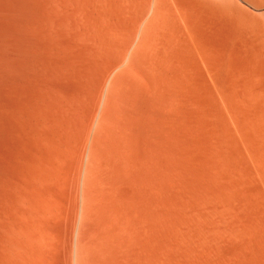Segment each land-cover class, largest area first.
<instances>
[{
  "label": "rangeland",
  "instance_id": "1",
  "mask_svg": "<svg viewBox=\"0 0 264 264\" xmlns=\"http://www.w3.org/2000/svg\"><path fill=\"white\" fill-rule=\"evenodd\" d=\"M184 1L0 0V264H264V15Z\"/></svg>",
  "mask_w": 264,
  "mask_h": 264
},
{
  "label": "bare ground",
  "instance_id": "2",
  "mask_svg": "<svg viewBox=\"0 0 264 264\" xmlns=\"http://www.w3.org/2000/svg\"><path fill=\"white\" fill-rule=\"evenodd\" d=\"M220 1H222V0H220ZM233 1H235V2H237V3H239V4H243V5H247V6H250V7H252V8H254L255 10H256V12L258 13V14H260V15H264V0H233ZM233 1L231 0H226V2H224V4H225V12L227 13V14H229V16H231V17H234L235 18V20L237 21V23L239 22V24H241V26H240V29L242 28V26H247V29H248V27H250V26H256V25H259V23H258V17L256 16V15H253L251 12H250V10H249V12L248 11H246V10H244V8L241 6V8L239 7L238 8V6H237V8H235V9H233L232 8V6H234V5H236V3L235 4H233ZM179 3L181 2V1H178ZM183 2H185L184 0H183ZM186 2H188V1H186ZM196 3H197V1H195ZM194 2V3H195ZM201 2L203 3L204 1H200V4H201ZM212 2H214V0L212 1ZM223 2V1H222ZM178 3V4H179ZM209 3H210V1H209ZM166 4H167V2H166ZM177 4V5H178ZM215 4V6H217L216 5V3H214ZM213 4V5H214ZM164 6H165V4H163ZM183 5H184V3H183ZM189 5V4H188ZM199 7L198 8H200V6L201 5H199V2H198V4H197ZM196 5V6H197ZM222 5V4H221ZM238 5V4H237ZM190 6V5H189ZM203 6V5H202ZM223 6V5H222ZM166 7V6H165ZM168 7V6H167ZM182 7V6H181ZM219 7V6H218ZM236 7V6H235ZM179 8V6H176V8H175V10L176 9H178ZM187 8H188V6H187ZM186 8V9H187ZM204 8H205V6H204ZM164 9V8H163ZM180 10H181V8H179ZM178 9V10H179ZM185 9V10H186ZM245 9H247V8H245ZM185 10H184V12H185ZM216 10V9H215ZM248 10V9H247ZM161 11V10H160ZM166 11H168V10H166ZM217 11V10H216ZM172 12H173V9H172ZM198 12V11H197ZM206 12H208V11H206ZM219 12V11H218ZM246 12H248V13H246ZM161 13H162V11H161ZM163 13H164V11H163ZM165 13H167V12H165ZM164 13V14H165ZM174 13V12H173ZM187 13V12H186ZM209 13V12H208ZM168 14V13H167ZM210 14V13H209ZM223 14V13H222ZM255 14V13H254ZM183 15V14H182ZM192 15H194V14H192ZM208 15V14H207ZM211 15V14H210ZM215 15V14H214ZM177 16H179V15H177ZM184 16V15H183ZM187 16V15H186ZM185 16V17H186ZM223 16V15H222ZM161 17V16H160ZM167 17V16H166ZM188 17H189V15H188ZM192 18V17H191ZM196 18V17H195ZM199 18V17H198ZM256 18H257V20H256ZM262 18V17H261ZM194 18H192V20H193ZM201 19V18H200ZM222 19V18H221ZM160 20H162V18L160 19ZM168 20V19H167ZM195 20V19H194ZM202 20V19H201ZM235 20H233V23H234V21ZM166 21V20H165ZM165 21H164V18H163V22L165 23ZM180 21V20H179ZM221 21V20H220ZM229 21V20H228ZM162 22V23H163ZM207 22V21H206ZM163 23V24H164ZM172 23V22H171ZM195 23V22H194ZM220 22H218V24H219ZM230 23H232V22H230ZM236 23V22H235ZM202 24V23H201ZM262 24L264 25V22H262ZM161 26H163L162 24H160ZM171 25V24H170ZM175 25H176V22H175ZM178 25V24H177ZM204 25V24H203ZM208 25H209V23H208ZM231 25V24H230ZM165 26V25H164ZM174 26V25H173ZM222 26V25H221ZM234 26H235V24H234ZM237 26V25H236ZM161 29H162V27H160ZM179 28V27H178ZM214 28V27H213ZM218 28V27H217ZM235 28V27H234ZM246 28V27H245ZM168 29H169V27H168ZM191 29V27L189 28V30ZM254 29V28H253ZM264 28H262V30H263ZM166 30V29H165ZM164 30V31H165ZM179 30V29H178ZM238 30V29H237ZM241 30H244V29H241ZM246 30V29H245ZM249 30H250V28H249ZM252 30V29H251ZM162 31V30H161ZM172 31V30H171ZM177 31V30H176ZM254 31H255V29H254ZM166 32V31H165ZM168 32V31H167ZM167 32H166V34H167ZM182 32V31H181ZM161 33V32H160ZM209 33V32H208ZM222 33V32H221ZM241 33V32H240ZM254 33V32H253ZM264 33V32H263ZM197 34V33H196ZM262 34V33H261ZM261 34H260V36H261ZM173 35V34H172ZM172 35H170V38H171V36ZM263 36V35H262ZM211 37V36H210ZM162 38H163V36H162ZM165 38H167V37H165ZM174 38V37H173ZM216 38V37H215ZM262 38V37H261ZM264 38V37H263ZM262 38V39H263ZM174 40H175V38H174ZM162 41H163V39H162ZM216 41V40H215ZM178 42V41H177ZM212 43V42H211ZM161 45V44H160ZM204 45V44H203ZM203 47H206V46H203ZM209 47V46H208ZM163 48H164V46H163ZM168 49V48H167ZM171 49V48H170ZM201 49H202V47H201ZM241 49V48H240ZM163 50V49H162ZM248 50V49H247ZM228 51V50H227ZM264 52V51H263ZM255 54H256V51H255ZM206 55H207V53H206ZM241 55H242V53H241ZM246 55H248V54H246ZM251 55V54H250ZM253 55H254V53H253ZM220 56V55H219ZM238 56V55H237ZM261 56V55H260ZM225 57V56H224ZM250 57V56H249ZM251 57H253V56H251ZM208 58V57H207ZM216 58V57H215ZM221 58V57H220ZM222 59H223V57H222ZM243 59H244V57H243ZM254 59V58H253ZM258 59H260V57H258L257 58V60ZM199 60V59H198ZM200 60H202V59H200ZM204 60V59H203ZM233 60H234V58H233ZM201 62V61H200ZM203 62V61H202ZM201 62V63H202ZM211 62H213L214 63V61H211ZM239 62V61H238ZM249 62H251V61H249ZM204 63V62H203ZM224 62H222V64H223ZM230 63V62H229ZM231 63H233V62H231ZM264 63V62H263ZM262 63V64H263ZM205 64V63H204ZM219 64H221V63H219ZM227 64V63H226ZM250 64V63H249ZM259 64H260V61H259ZM199 65V64H198ZM209 65H211V63L209 64ZM208 65V66H209ZM178 66V65H177ZM204 66V65H203ZM206 66V65H205ZM222 66V65H221ZM225 66V65H224ZM245 66V65H244ZM262 67H263V65H262ZM216 68V67H215ZM249 68V67H248ZM217 69V68H216ZM233 69V68H232ZM237 69V68H236ZM241 69V68H240ZM239 69V70H240ZM257 69V68H256ZM261 69V68H260ZM220 70H221V68H220ZM240 72V71H239ZM256 72V71H255ZM228 73V72H227ZM229 73H230V71H229ZM264 73V72H263ZM262 73V74H263ZM257 74V73H256ZM261 74V75H262ZM226 75V74H225ZM220 76V75H219ZM234 77V76H233ZM259 78H261V77H259ZM258 79V78H257ZM261 79H264V78H261ZM230 80V79H229ZM233 80V79H232ZM247 81V80H246ZM263 81V80H262ZM220 83V82H219ZM241 83V82H240ZM258 83H260V82H258ZM246 84V83H245Z\"/></svg>",
  "mask_w": 264,
  "mask_h": 264
}]
</instances>
